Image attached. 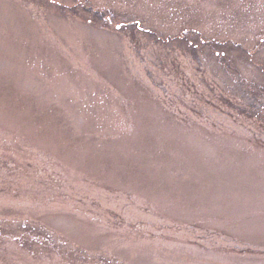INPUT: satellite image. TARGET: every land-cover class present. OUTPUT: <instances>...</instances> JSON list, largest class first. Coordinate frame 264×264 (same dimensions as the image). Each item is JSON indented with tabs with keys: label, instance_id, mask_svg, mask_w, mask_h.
<instances>
[{
	"label": "rangeland",
	"instance_id": "rangeland-1",
	"mask_svg": "<svg viewBox=\"0 0 264 264\" xmlns=\"http://www.w3.org/2000/svg\"><path fill=\"white\" fill-rule=\"evenodd\" d=\"M0 264H264V0H0Z\"/></svg>",
	"mask_w": 264,
	"mask_h": 264
}]
</instances>
